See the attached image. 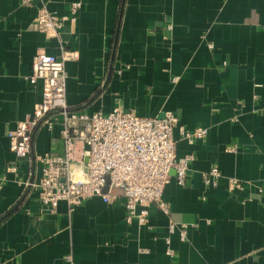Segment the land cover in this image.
<instances>
[{"label": "crops", "instance_id": "obj_1", "mask_svg": "<svg viewBox=\"0 0 264 264\" xmlns=\"http://www.w3.org/2000/svg\"><path fill=\"white\" fill-rule=\"evenodd\" d=\"M43 2L60 16L82 4L61 31L79 53L66 63L72 109L172 112L180 126L207 128L208 136L189 145L174 131L177 156L194 160L186 186L172 173L165 187L170 216L152 205L147 226L127 223L123 195L45 211L17 180L27 178L35 155L63 153L59 129H39L31 158L21 161L8 133L42 99V83L27 81L34 57L60 50L38 29L42 0H0V264H264V0ZM13 163L18 176L7 172ZM213 167L222 177L209 187L203 174ZM230 178L245 189L230 191ZM169 220L194 225L186 242L169 235Z\"/></svg>", "mask_w": 264, "mask_h": 264}, {"label": "built area", "instance_id": "obj_2", "mask_svg": "<svg viewBox=\"0 0 264 264\" xmlns=\"http://www.w3.org/2000/svg\"><path fill=\"white\" fill-rule=\"evenodd\" d=\"M33 1L23 0L24 3ZM81 7L80 2L72 3L71 14L60 16L49 10L42 0L37 11L39 31L49 40L57 41L60 54L39 51L34 57L32 74L27 81L31 86L42 83V99L32 114L8 133L10 149L18 161L30 159L37 131L46 128L54 132L58 128L64 151L35 155L27 178L17 181L25 189L36 191L45 211L50 213L56 212L62 201L71 209L94 197L110 202L116 197L111 191L121 188L127 223L136 221L141 227L147 226L152 205L170 216V207L163 200L165 187L170 183L172 173L179 186H186L190 163L194 160L193 153L177 156L175 129L189 145L205 140L208 130L204 127L188 130L179 125V119L172 112H165L160 118L140 117L134 110L121 107H115L107 114H88L72 109L67 102L66 63L77 60L79 53L67 49L61 31L68 21L75 22ZM228 151L234 152L235 148ZM7 172L18 176V164H10ZM221 177L219 168L213 167L203 174V182L214 187ZM245 184L230 178L229 190L243 191ZM107 186L109 192L105 193ZM193 226L169 220L168 233L177 232L180 240L186 242L188 230ZM166 243L167 255L174 257L170 236Z\"/></svg>", "mask_w": 264, "mask_h": 264}, {"label": "water", "instance_id": "obj_3", "mask_svg": "<svg viewBox=\"0 0 264 264\" xmlns=\"http://www.w3.org/2000/svg\"><path fill=\"white\" fill-rule=\"evenodd\" d=\"M163 117H164V115L160 116V118H163ZM104 191H105V193H108L109 192V187L107 186ZM111 193L114 194V195H122L123 194V189H121V188L113 189L111 191Z\"/></svg>", "mask_w": 264, "mask_h": 264}]
</instances>
